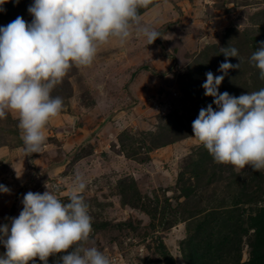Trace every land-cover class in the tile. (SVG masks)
<instances>
[{
	"label": "rangeland",
	"instance_id": "374dc122",
	"mask_svg": "<svg viewBox=\"0 0 264 264\" xmlns=\"http://www.w3.org/2000/svg\"><path fill=\"white\" fill-rule=\"evenodd\" d=\"M32 3L14 6L10 15L30 23L27 9ZM155 6L142 16L163 38L150 45L144 38H133L125 47L115 42L101 46L91 66L73 68L55 88L52 95L62 97L65 107L46 126L41 153L25 156L17 114L8 115L14 123L0 120V126L9 125L0 134V184L10 189L0 192V225H10L11 218L18 217L24 194H42L45 185L49 190L59 187L57 195L67 202L74 175L81 173L88 183L83 196L92 217L91 242L111 264H143L146 257L163 264L157 261L160 241L175 264H185L184 252L191 249L187 239L197 234L202 215L188 219L190 206L187 211L186 206L178 207L177 200L184 199L179 196L181 187L192 183L201 197L200 207L223 210L235 198L243 202L250 196L264 206V171H259L262 178L248 184L255 172L250 166L240 170L219 164L209 154L204 161L209 174L202 171L197 181L192 180L193 168L188 166L202 146L195 137L181 135L182 125L198 116L195 76L189 75L201 71L194 65L207 59L209 71L217 73L223 57L219 50L227 42L243 39L259 25L264 28V0H160ZM241 42L235 46L238 52L247 50ZM165 125L175 128L164 132L173 140L161 144L153 134ZM234 171L239 178L235 183L230 178ZM181 174L183 183L178 182ZM255 206L244 200L239 208L246 216ZM242 239L241 262L250 256ZM5 252L0 243V256ZM210 263L233 262L214 257Z\"/></svg>",
	"mask_w": 264,
	"mask_h": 264
},
{
	"label": "clouds",
	"instance_id": "9594fccd",
	"mask_svg": "<svg viewBox=\"0 0 264 264\" xmlns=\"http://www.w3.org/2000/svg\"><path fill=\"white\" fill-rule=\"evenodd\" d=\"M5 3L0 0V6ZM149 6L156 7L154 0H33L27 9L30 23L18 16L0 26V120L17 114L25 156L43 151L45 128L65 107L63 98L52 93L73 68L91 66L101 46L113 42L125 47L133 38H144L147 45L163 38L143 20L141 10ZM221 53L239 55L235 47ZM250 63L264 79V41ZM238 67L226 59L218 69L223 75L205 73L204 95L218 110L211 104L201 108L192 133L216 163L264 171V89L239 96L218 91L228 71ZM87 187L76 173L67 202L57 195L59 187L45 185L42 194H24L18 217L0 225L6 249L0 264H28L33 258L49 264L54 255L58 264H111L91 242L92 217L83 196ZM0 192L10 189L0 184Z\"/></svg>",
	"mask_w": 264,
	"mask_h": 264
},
{
	"label": "trees",
	"instance_id": "16d2710c",
	"mask_svg": "<svg viewBox=\"0 0 264 264\" xmlns=\"http://www.w3.org/2000/svg\"><path fill=\"white\" fill-rule=\"evenodd\" d=\"M28 0H19L18 3H15L14 0H7V3L0 6L4 9V11H0V26L4 24L3 22H12L14 20V16L10 15L12 11L14 10L13 7L23 6L25 2ZM160 0H154V5L158 3ZM151 6H149L150 8ZM146 9H142L141 12H143ZM15 11V10H14ZM257 22L259 21V18L261 17V14L258 15ZM244 39L243 42H241ZM243 39H238L235 42H227L226 47H235L236 43L239 41L241 43L247 44V50L239 52L238 57H221V61L224 62L226 59L231 64H239V67L237 69H230L225 75L224 80L222 81L221 85L219 86L218 91L222 92H228L229 94L233 96H239L241 94H247L250 92V89H253L254 91H258L260 89H264V79L260 78L259 70L253 66L252 63H250V57L253 54L254 51H256L259 46L260 42L264 41V28H262L260 25L257 28V30L247 31V33L244 35ZM236 48V47H235ZM238 49V48H237ZM221 53V50H219V54ZM203 54V53H202ZM222 54V53H221ZM200 59V58H199ZM197 62H200L197 60ZM197 63V66L194 65L197 69L201 71V73H191L189 76L191 79L192 76H195L194 79L196 81V88H194V96H197L196 105L197 108H194V110L199 114V111L201 108H206L208 105H212L213 109L214 104L212 103L213 98L210 96L204 95V89L202 88V84L205 82L206 76L205 73L209 72V66L207 63ZM219 69V68H218ZM214 74V73H213ZM244 76H243V75ZM214 75H223L222 72L217 71ZM258 77H256V76ZM256 77L255 80H252ZM188 97V96H187ZM186 97V98H187ZM192 97V96H191ZM190 99L192 100V98ZM197 109V110H196ZM197 114V115H198ZM3 119V121L9 120L13 122L14 118ZM14 123V122H13ZM192 124H188L187 126H183V131L181 133L182 138L183 137H191L193 136L192 133ZM6 126H9L7 124H2L0 126V134L4 133L3 130L6 129ZM159 132L153 134V137L158 140L161 144L171 142L173 138L166 139L164 137V132L171 133V130H175V128H170L169 126H159ZM169 130V131H168ZM163 142H162V141ZM157 142V141H155ZM168 144V143H167ZM200 145L199 147H201ZM209 153L206 149L202 146V148L197 149L196 156L197 159H193L192 163L189 164L188 168L191 166L193 168L192 170V180L197 181L199 179V174L202 171H205L208 173V166L206 163H204L205 159L207 158ZM204 165V166H203ZM209 174V173H208ZM207 174L208 181L212 183V179L209 178ZM253 176L250 177V180H248V184L255 183L256 177H260V172H253ZM183 174L180 175L178 182L182 181ZM238 175L234 172H231L230 178L235 183L239 180L237 177ZM264 177V176H263ZM262 178V175L261 177ZM230 181V182H232ZM262 180H260L261 182ZM184 181H182L183 183ZM260 184V183H259ZM192 183L188 184V186L179 187L180 190H182V194L179 196H183L182 201L177 200L178 207H185L186 211L190 206L189 212L192 214L188 219L193 217H198L199 215H202V220H199L196 231L197 234L195 235H189V238L187 239L188 245H190L191 249L190 251L184 252L185 256V264H209V260L215 258H222L223 262H229L232 261V264H264V206L257 205V200L252 198L251 196L249 198L244 197L245 202H251L255 203V209L251 210V212L244 216L243 209L239 208L240 204L244 203L240 201V198H235L233 201V204L228 206L227 208L222 207L225 213H222L223 210L218 209V207H212L209 206L206 207H200L198 204H200L201 197L198 196V193H196V189L192 188ZM261 190V188H260ZM203 189H202V199H203ZM245 195V194H244ZM225 202V201H224ZM150 205V204H148ZM147 211V210H146ZM200 219V218H199ZM174 225V224H173ZM202 225V232H200L199 229H201ZM222 225L228 226L227 230L230 229V226L232 228L227 231L222 229ZM210 231H207V229H210ZM245 238V242L247 243V247L249 249V255L248 259L246 261L240 260L241 258V243H243V239ZM216 246V250H214ZM202 250L204 251H201ZM164 249V244L162 241H160V245L157 247V250H159L160 254V263L163 264H175L173 256L167 253V251H162ZM184 250V248H182ZM220 249H223V251H219ZM225 250V251H224ZM207 256V257H206ZM38 259V258H36ZM49 260H57L58 256L54 255L53 257H50ZM36 264L41 263L38 260H30L28 264L36 262ZM154 261L151 260V258L146 257L143 259V264H153ZM213 264V263H210ZM227 264V263H224Z\"/></svg>",
	"mask_w": 264,
	"mask_h": 264
}]
</instances>
